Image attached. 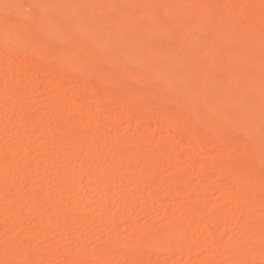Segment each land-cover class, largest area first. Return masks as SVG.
Instances as JSON below:
<instances>
[{
	"label": "rangeland",
	"instance_id": "1",
	"mask_svg": "<svg viewBox=\"0 0 264 264\" xmlns=\"http://www.w3.org/2000/svg\"><path fill=\"white\" fill-rule=\"evenodd\" d=\"M234 1H237L238 4H254L256 0H208V2L193 0V3L204 15L211 8L228 9L232 6L235 7ZM135 2V0H125L119 10L132 12L140 17L143 8L142 5H135ZM209 2H212L213 5H210ZM175 4L185 6L187 0H177ZM61 10L62 8L59 7L47 10V12L54 14ZM121 11H112L111 16L117 18ZM229 13L232 14L231 11ZM165 16L164 19L168 15L166 18ZM261 17L262 21L260 22L251 21L246 16L241 18V24L243 23L241 27L245 29H243L242 35H246L252 26H256L258 33L263 35L264 13ZM195 18L196 16L191 19L188 18L185 24L193 25ZM12 19L20 20L18 17ZM138 20L139 18L136 21ZM138 24H140L139 21ZM96 26L99 27L100 25L96 24ZM135 26L136 23L132 24L131 29H134ZM223 26L229 27L230 25L224 20ZM142 28L150 29L151 23L149 21L143 22ZM229 32L236 33L237 31L230 30ZM1 34L3 37L15 39L17 33L14 29L13 31L2 30ZM38 38L43 40L48 36L44 32H40ZM258 38L259 36L255 39ZM149 39L154 42L158 40V42L162 40L164 42L165 40L160 35L152 36ZM191 40L194 41V47L199 46V43L215 41L207 32H197L196 30L193 31ZM83 41L86 45H91L93 39L89 37ZM28 44L31 46L32 42ZM230 49L231 44L228 48L226 47L227 52H230ZM247 49L248 58H254V53L257 51L249 47ZM260 54V60L264 61V54ZM127 55L126 53L125 57ZM13 57V59H6L0 55V66L5 71L4 74H0V121L12 111L17 119H20H18L19 122L11 123V126L0 125V160L9 167L7 172H0V195L14 196L23 207L21 208L15 203L0 201V264H102L103 261L100 259L102 255L100 254L99 257V252H97L101 249L105 250L107 254L113 252L112 255L110 254L112 264H117L119 261L122 264H236V260H238L237 263L240 262L241 264H264V260H259L256 256L264 248V239L260 238L264 229V192L253 190L254 192L248 193L244 188H238L241 181L237 183L234 181L235 184L229 182L222 190V187L219 188L218 185L222 183L224 173L204 172L200 168L207 157L208 159L215 157L216 160L219 158L222 162L232 164L237 159L239 162V159L245 157L250 150L246 152L245 148L242 150L243 147L239 145L241 148L235 147L233 152L221 151L215 148V141L212 140L208 141L209 143L204 142L205 144L198 141L194 153L186 152L185 149L188 147L186 139L171 140L169 131L161 129L154 121L140 125L136 124L134 120H123L115 126L109 127L108 120L99 113L100 104L96 97L85 95L84 90L80 86H76L77 82L70 86L65 82H55L58 80L59 70H64L57 62L46 63L47 65L51 63L52 68L45 72V70H41L42 66H38L39 61L29 55L17 52ZM82 57L83 55L74 57L65 55V60L80 62L83 60ZM212 58L214 59V57ZM248 61H244L247 63L246 65L243 62H241L242 64L239 63L240 66L243 65V67L238 66V68L243 69V74L240 72L242 78L236 81L239 88L243 86L244 80L250 84V87L260 84L259 81H264V65L252 66ZM238 62L234 63L237 64ZM42 63L45 64L44 61ZM227 66L225 63L217 66L213 74L221 75L228 81V78L233 77V75L227 71ZM53 67L57 69L54 68L55 70H53ZM20 69L26 70L24 75L19 73ZM175 71L178 72L181 69ZM244 71L246 72L244 73ZM179 73L181 74V72ZM226 73L229 75L231 73V75L227 76ZM209 78L206 79V91L210 82L213 81ZM124 81L128 86L136 85L140 89L145 87L144 83H137L131 77H124ZM181 81H183L182 78ZM19 82L28 84L29 87L22 89L20 97H13L14 99L11 98V100L6 99L5 94L8 92L9 84L15 85ZM179 82L178 77L175 83ZM183 83L186 84V82ZM57 86L63 88L69 97L80 99L83 96L81 100L83 99L82 102L84 103L82 107L84 114H78V117L82 120L81 129L85 131L87 142H90L95 134L106 136L104 145L93 151L94 156L90 155L91 144L87 142L85 148L78 149L71 137L64 138L60 135H51L59 127L63 131L69 130L63 121L65 117L75 113V108L68 106L67 103L57 105L54 102L49 92L52 91L51 88L55 89ZM247 94L251 97L256 95L250 88ZM176 98L178 100L186 99L185 97ZM244 104L241 109H247L248 104ZM262 106H264V102ZM109 107L114 112H119L115 103L110 102ZM235 110L231 106L226 114L236 113ZM39 111L44 112V120L37 123L34 115ZM207 113L210 115V112ZM261 114H264V109L255 113L256 119L253 121L255 127H251L256 131L255 134L264 132L261 130L264 127ZM184 115L190 117L187 113ZM209 119L207 117L206 121ZM203 125L205 126V124ZM233 125L231 127L228 124L230 131L231 128L234 130ZM27 128L35 132L30 138H24L23 133L20 134V131L22 132ZM252 130H250V134ZM165 140L170 141L167 144V150H165L167 152H164L165 155L164 153L155 154L157 145L159 143L164 144ZM260 141L262 142V140ZM19 142L24 144L23 150L18 154L12 153L11 149ZM262 144L264 145V143L260 145ZM120 145L124 146V157L134 156L136 161L133 164L125 165L123 163L112 168V165H115L114 158ZM260 145L257 146L258 149L261 147ZM178 149H180L179 152H177ZM260 149L264 153V148ZM48 150L51 157L46 161L42 160L43 153L48 152ZM262 152L257 150L258 154L255 156L258 155V164L263 165L264 160L261 159H264V154ZM249 153L247 157L251 155L253 161L257 159L252 158L254 157L253 153H256L255 150L251 154ZM34 160H36L35 163H33ZM152 162H154V166ZM71 166L73 167V174L76 170H83V166L96 171L98 174L101 173L102 181L95 183L91 179H85V186L72 181L65 187V192L64 190L57 192L53 187L56 176ZM180 172L183 174L180 175L178 183L181 186L184 185V193L178 197H171L168 194V190L173 187L169 183L170 178L180 174ZM14 176L18 180L16 186L13 183ZM149 180H153L155 185L150 184ZM38 181L40 182L38 190L32 192V187H35ZM203 185H213L218 188L211 192L203 191L201 188ZM78 186L83 193L77 192ZM16 187H19L17 191ZM126 198H129L131 205L124 203ZM35 199L40 202L38 204L40 207L37 206L40 211L58 213L59 217L64 216L66 220L70 221L69 225L59 224L56 227L44 225L40 218L31 216L29 209ZM61 201L67 204L65 212L67 215L60 211ZM186 204L195 207L189 211V214L188 212L186 214L188 215L187 221L185 220L186 226L181 223L174 229L169 228V225L177 224V221L181 219L183 216L182 207ZM224 213L230 217H227L229 221L219 223L217 216ZM256 221L262 224L260 230H249L248 228L249 231H247L245 228V232L250 237L246 236L247 234L243 231L245 224L249 226L248 224L251 223L252 225ZM149 228L152 234L144 233ZM252 231L253 233L256 231L257 234L255 232L252 235ZM250 232L251 235H249ZM135 236L138 245L133 241ZM237 238H242V240L245 238L243 242H240L242 246H236ZM123 243H127L128 246L122 247L120 244ZM133 244L135 245L132 246ZM179 244L182 245L180 250L167 251L161 249L162 245ZM53 247H57L58 253L51 252L50 249ZM28 254L39 256L38 263L26 261L24 256ZM4 261L6 263H2Z\"/></svg>",
	"mask_w": 264,
	"mask_h": 264
},
{
	"label": "bare ground",
	"instance_id": "2",
	"mask_svg": "<svg viewBox=\"0 0 264 264\" xmlns=\"http://www.w3.org/2000/svg\"><path fill=\"white\" fill-rule=\"evenodd\" d=\"M124 1L0 0V55L6 59H13V55L17 52L29 55L39 61L38 66H42L41 70H45V72L52 68L51 63L49 64L51 67L46 63L51 61L57 62L64 70H59L58 68V80H55V82H65L69 86L77 82L76 86H80L86 93L85 95L96 97L99 100L97 102L100 104L99 113L100 115L103 114L108 120L109 127H113L123 120H134L136 124L140 125L143 123L149 124L154 121L161 129L169 131L171 140L186 139L188 142V147L184 148L186 152L194 153L198 141L204 143L212 140L213 142L215 141V148L221 151L233 152V148H241L239 145L243 147L241 148L242 150L245 148L246 152L247 150H252V152L255 150L256 153H253L254 157L252 158L257 159H254V161L251 159V155L248 156L250 158L247 157L249 151L245 157L239 159V162H237V159L232 164L222 162L217 157V160L214 159L215 157L213 159H208L207 157V160L204 161V164L200 168L204 172L224 173L222 183L218 185L219 188L222 187V190L229 182L235 184L234 181L236 183L241 181L242 186L238 183L240 186L238 188H244L248 193L254 192L253 190H262L264 192V164H258V155L255 156L258 154L257 150L258 152L259 150L262 152L260 148H264L263 144L260 145L264 143V132L262 134H255L256 131L253 128V130L251 129V127H255L253 123L254 119H256L255 113L261 112L264 109V106H262L264 102V81H259L260 84L250 87V84L244 80L241 88L236 83L239 78H242L241 73L243 69L238 68L242 64L241 62L246 65L247 63L244 61L249 60L252 66L264 65V61L259 58L261 56L260 53L264 54V34H259L256 26H252L246 35H242L244 28L242 29L241 27L243 24H241V18L244 16L254 22L262 21L264 0H256L254 4L246 2V4H238L237 1H234L233 5L236 6L231 7L232 10L234 9L233 11L231 8H211L204 15L202 11L198 10L197 5H194L193 0H187L185 6L175 4L177 0H135V5H142L141 7L143 8L140 17L135 13L119 10ZM202 1L208 2V0ZM209 3L213 5L212 2ZM59 7L62 8L60 12L54 14L47 12V10ZM112 11H121V14L117 18H114L111 16ZM230 11L231 15L230 13L228 14ZM164 16L167 20L164 19ZM193 16H196L195 23L191 26H188L187 23L185 24V21L188 18L191 19ZM13 17H18L20 20L15 21L12 19ZM137 18H139L140 24L136 21ZM212 18L213 20H211ZM224 20L230 25L229 27L223 26ZM147 21L151 23V28L148 30L142 28V23ZM134 22L136 26L134 29H131L132 24H135ZM96 24L100 26L97 27ZM14 29L17 33L15 39L3 37L1 34L2 30L13 31ZM195 30L197 32H207L215 41L199 43V46L194 47V41L191 40V36ZM230 30L237 32L230 33ZM40 32L47 34L48 38L40 40L38 38ZM156 35L162 36L165 39L164 42H162L163 40L158 42V39H156L158 41L154 42L149 39ZM257 36L259 38L255 39ZM89 37L93 39V42L91 45H86L83 39ZM29 42H32L31 46H29ZM229 44H231V49L230 52H227L226 47L228 48ZM247 47L257 51L254 53V58H248ZM126 53L128 55L125 57ZM65 55L68 57L83 55V60H81L83 62L66 61ZM233 61L238 62V65ZM224 63L228 65L227 71L233 75V77L228 78V81L221 75L213 74L214 69ZM239 63L241 64L239 65ZM240 67H243V65ZM54 68L53 70L57 69ZM179 69L181 71H175ZM25 72L26 70L24 69L19 70V73L23 75ZM4 73V69L0 66V74ZM95 75L97 76L96 78ZM126 76L131 77L137 83H144L145 87L140 89L136 85H126L124 81V77ZM210 76L211 78H209ZM178 77L180 82L176 84L175 80ZM181 78L183 81H181ZM207 78L213 81L210 82L206 91ZM183 82H186V84ZM26 87H29L28 84L23 82L15 85L9 84L8 92L5 94L6 99L11 100L13 97H20L22 89ZM58 87H55V89L51 88L52 91L49 92L54 102L57 105L67 103L68 106L75 108V113L69 117H65L63 121V124L67 125L69 130H60L61 127L58 126L59 128L52 132L51 135H60L64 138L71 137L76 147L83 149L87 139L85 131L81 129L82 120L78 117V114H84L82 108L84 103L82 102L83 99L81 100L83 96L80 99L69 97L63 88ZM249 88L255 92L256 95L254 97L247 94ZM176 97H185L186 99H183L185 100L183 101L178 100ZM110 102L116 104L119 112H114L109 107ZM243 104H248L247 109H241ZM231 106L236 109V113L226 114V111ZM207 112H210V115L212 114L211 117H209L210 115ZM184 113H187L190 117L185 116ZM205 115H208L207 117L210 118L208 121H206L207 117ZM18 119L12 111L0 121V125L11 126L14 121L19 122ZM34 119L37 123L43 122L44 112H36ZM261 120L264 121V114H261ZM201 121L205 126L200 124L202 123ZM228 124L231 127L234 124V130L231 128L230 131ZM250 130H252L251 134ZM261 130H264V127ZM232 131H235V133ZM21 133H23L22 136L24 138H30L35 132L27 128L22 132L20 131ZM105 137L104 135L95 134L94 138L90 139V142H87L91 144V150L89 149L91 151L90 155L94 156L92 154L93 151L104 145ZM256 141H260V144H257ZM169 143L170 141L166 140L164 144L159 143L155 154L161 155L167 152L165 150H167L166 147ZM258 145L261 146L259 149L257 148ZM23 148L24 144L19 142L11 149V152L18 154ZM123 149L124 146L120 145L114 158L115 165L113 164L112 168L123 163L125 165L135 163L136 158L134 156H128L129 158L124 157ZM50 157L51 153L48 150V152L43 153L42 160L46 161ZM35 162L36 160L33 161V163ZM8 170L9 167L5 162L0 160V172H7ZM181 174L183 173L180 172V174L175 175L173 178L171 177L170 181L168 180L173 186L171 190H168V194L171 197H178L184 193V185L181 186L178 183ZM100 176L101 173L98 174L86 166H83V170H76L73 174V167L71 166L65 172L56 176L53 187L57 192H62L63 190L65 192V187L72 181L85 186V179H91L95 183H100L102 181ZM17 181V177L14 176L13 183L15 186L17 185ZM148 182L155 185L153 180H149ZM37 183L35 187H32V192L38 190L40 182L38 181ZM218 187L203 185L201 188L203 191L211 192ZM18 189L19 187H16V191ZM77 192L79 194L83 193L79 186ZM124 193L126 194V191ZM244 195L247 194L244 193ZM0 201L15 203L17 206L23 207L12 195H0ZM38 202L36 199L32 201L29 209L31 216L40 218L44 225H51L53 227L59 224L69 225L70 221L66 220L64 216L59 217L58 213H46L42 210L41 212L39 210L40 205H38L40 202ZM124 203L130 204L129 198H126ZM66 207V202H62L60 211H63L64 214H66ZM192 208L195 207L189 204L183 205V216L180 219L182 221L178 220L177 224L174 223V225L171 224L168 227L174 229V227L176 228L181 223L186 226L185 222L188 216L186 214L187 212L189 214ZM193 210L196 211V209ZM197 211L200 212L198 209ZM217 217V220L220 221L219 223L226 220L229 221L227 218L229 216H226L225 213ZM217 220L215 217V221ZM259 221H256L258 223L254 222L252 225L249 222V226L245 224L243 231H249L250 229L259 231L260 225H262L261 221ZM263 230L260 238L264 239ZM150 231L149 228L144 233L147 234L149 232V234H152ZM255 232L253 233L252 231L253 234L250 232L249 235H254ZM136 239L137 237L135 236V240L133 241L138 245ZM244 239H238L237 243H235L236 246H242L240 242H243ZM120 245L122 247L128 246L127 243ZM161 247L162 250L175 251L180 250L182 245H162ZM262 249L256 254L259 260H264V248ZM50 250L53 253H58L57 247H53ZM101 250L97 252H99V257L100 254L102 255L100 257L101 261H103L102 264H112L111 255L113 252H111L112 254L108 253L109 255L111 254L109 256L105 250ZM51 252L49 251V253ZM97 252L96 255L98 254ZM24 259L28 262L38 263L40 257L28 254L24 256ZM235 262L236 264H241L240 262L237 263L238 260ZM118 263L120 264L121 262L119 261Z\"/></svg>",
	"mask_w": 264,
	"mask_h": 264
}]
</instances>
